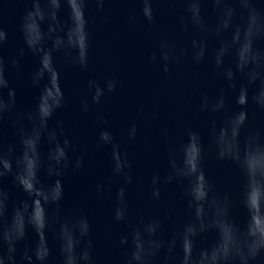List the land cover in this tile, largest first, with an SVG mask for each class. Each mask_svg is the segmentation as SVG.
Returning a JSON list of instances; mask_svg holds the SVG:
<instances>
[{
  "label": "water",
  "instance_id": "95a60500",
  "mask_svg": "<svg viewBox=\"0 0 264 264\" xmlns=\"http://www.w3.org/2000/svg\"><path fill=\"white\" fill-rule=\"evenodd\" d=\"M0 264H264V0H0Z\"/></svg>",
  "mask_w": 264,
  "mask_h": 264
}]
</instances>
